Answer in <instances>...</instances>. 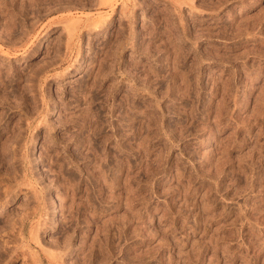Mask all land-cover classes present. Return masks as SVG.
<instances>
[{"label": "rangeland", "instance_id": "obj_1", "mask_svg": "<svg viewBox=\"0 0 264 264\" xmlns=\"http://www.w3.org/2000/svg\"><path fill=\"white\" fill-rule=\"evenodd\" d=\"M0 264H264V0H0Z\"/></svg>", "mask_w": 264, "mask_h": 264}]
</instances>
